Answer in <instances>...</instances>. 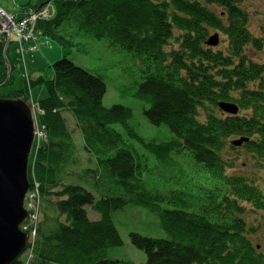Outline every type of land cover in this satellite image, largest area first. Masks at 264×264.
Listing matches in <instances>:
<instances>
[{
	"label": "trees",
	"instance_id": "16d2710c",
	"mask_svg": "<svg viewBox=\"0 0 264 264\" xmlns=\"http://www.w3.org/2000/svg\"><path fill=\"white\" fill-rule=\"evenodd\" d=\"M237 3L28 0L17 6L13 0L21 17L36 11L37 21L30 36L12 35L5 56L4 35L0 39V88L12 82V44L35 54L51 40L73 53L65 34H77L96 42L98 55L102 50L122 53L138 64L139 80L124 92L147 105L142 115L150 125L172 134L159 143L157 136L143 133L132 108L104 106L106 82L66 56L50 66L54 76L48 80L27 74L23 63L25 88L0 98L23 100L31 109L37 103V120L46 135L28 167V179L33 175L38 183L37 202H42L35 241L28 246L35 258L31 264H137L107 256L110 248L123 244L113 214L128 206L155 213L163 232L160 238L129 234L132 245L146 255L145 264H264L256 222L264 216V189L258 183L264 172V85L248 91L245 84H260V70L253 72L257 67L244 60L233 68V58L247 59L264 40L248 32L249 17ZM212 31L227 37L229 55L205 44ZM38 84H45L47 94L32 101L31 90ZM221 101L236 103L240 115H224ZM65 113L75 129L69 130ZM75 130L94 168L75 171L80 164ZM240 137L248 141L240 148L231 145ZM241 153L255 168L253 174L234 172ZM188 175H195L197 187L210 188L206 197L191 199L175 191L178 180ZM88 187H99L100 198ZM87 207L100 219L90 220Z\"/></svg>",
	"mask_w": 264,
	"mask_h": 264
},
{
	"label": "rangeland",
	"instance_id": "374dc122",
	"mask_svg": "<svg viewBox=\"0 0 264 264\" xmlns=\"http://www.w3.org/2000/svg\"><path fill=\"white\" fill-rule=\"evenodd\" d=\"M17 6H23L26 4L28 0H14ZM241 3L238 4L239 10L247 13L248 28L255 36L264 37V0H240ZM35 0H31L33 4ZM8 4L6 1L0 0V32L5 33L4 42L7 47V41L9 43V39L13 34L17 33V27L25 25L24 18H21V10L20 7H17L18 10H15L12 7L13 0H9ZM9 7H12V10H7ZM216 12L221 11L220 8L215 6L212 7ZM214 33L210 32V35ZM219 36L213 35L211 37L214 42L217 43L215 49L222 52L223 56H226L228 53L227 46V37L223 35L222 32H218ZM66 39L69 41V45L72 46L74 52L68 50H63L58 46L57 43L51 42L48 46H39V50L37 53L32 54L27 48L24 49L23 52L17 51V46L12 44L9 51V57L14 64V69L11 72L12 82L5 87L0 88V95H8L9 93H14L16 91L23 90L26 86V72L27 74L32 75L36 80L39 76H42L43 79L48 80L52 79L54 76L53 69L50 66L53 65L54 62L66 56L68 59H71L76 65L81 66L94 75H99L102 77L104 82L107 84V90L103 98V105L106 107H110L113 104H121L124 106H129L132 108L136 120L141 127V130L147 137L157 136L158 142H164V139H169L172 137V134L168 131L164 126H152L150 125L144 116L142 115V110L147 105L145 103L140 102L137 99H134L130 93H125V89L132 90L139 80V66L137 63L133 62L129 59L126 54L122 53H112V52H104L103 50L98 55L97 53V43L89 40L87 38H83L80 35H72L65 34ZM2 38V37H0ZM99 43V42H98ZM100 44V43H99ZM8 53V47L6 51V55ZM230 53V52H229ZM228 53V55H229ZM5 56V51H4ZM19 57V60L16 58ZM251 58L254 61L264 60V52L262 53H253L251 54ZM237 60H241V57H237ZM23 63L26 65V72L23 67ZM221 68H224L221 66ZM47 94L45 84H38L34 86L31 90L32 101H39L43 99ZM32 109L35 115H39V110L37 108V103H32ZM67 120L69 130L75 129V122L72 120L70 115L67 113L64 114ZM38 117V116H37ZM38 122H35L34 128V147H32L29 161L31 164L33 162V158L35 155V150L40 143H43L45 139L40 134V138H38ZM146 129L148 131H146ZM41 130V126H40ZM74 136L76 139V146L79 149V154L77 158L79 159V166L75 168L76 172H80L83 168H94L95 163L93 161L89 162V157L85 152L82 151V141L80 139L79 133L75 130ZM242 149H239L240 151ZM248 159L246 158L244 153L239 155L237 160V167L234 169V172L242 173L244 175H251L254 172L252 167L248 164ZM69 170H73V165L68 166ZM191 168L187 169L188 172ZM260 173V170L257 171ZM185 173L184 175H186ZM264 172L261 171V179L258 180L259 186L264 189ZM71 177H67L65 182H70ZM74 178V177H73ZM32 182V186H38L37 181L33 178V175L29 179ZM77 182V181H76ZM182 183H186V186L181 187ZM198 182L195 180V175H188L184 178H180L178 180V184L180 187H176L175 191H183L186 192L191 199L196 197H206L208 191H210L209 187H197L196 184ZM31 190V188H30ZM89 191H91L97 199L100 198V189L99 187H88ZM103 194H101L102 196ZM42 203V202H41ZM39 204L37 209L36 220H40L42 210V204ZM168 207L172 208L171 205ZM248 207V205L246 206ZM36 210V209H35ZM50 206H48L47 213L51 216ZM88 217L91 220L100 219V214L97 212L91 211L90 207H87ZM257 221L259 224L260 233H264V216L257 217ZM113 220L117 227V230L120 234V237L123 241V244L119 247L110 248L107 252V256L109 259H120V260H131L137 264H145L146 263V255L139 249H137L134 245H132L129 234L131 232L140 233L141 235L147 237H155L160 238L163 236V232L159 228V219L155 213H152L146 208L139 206H128L122 211L115 212L113 214ZM38 229V225L36 226L34 231L27 233L25 229L23 232L28 234V238L26 241V246L28 244H34L36 237V230ZM259 233L258 244L261 246L264 245V234ZM264 248V247H263ZM16 259L23 262V264H31L33 262L34 255L31 251V248H26L19 256L15 257Z\"/></svg>",
	"mask_w": 264,
	"mask_h": 264
},
{
	"label": "water",
	"instance_id": "95a60500",
	"mask_svg": "<svg viewBox=\"0 0 264 264\" xmlns=\"http://www.w3.org/2000/svg\"><path fill=\"white\" fill-rule=\"evenodd\" d=\"M213 37V36H212ZM210 37L208 44L216 45ZM236 114L234 104L220 103ZM35 118L23 100L0 98V264H10L26 249L28 234L20 229L27 218L24 199L30 188L29 155L34 143ZM246 138L234 140L240 146Z\"/></svg>",
	"mask_w": 264,
	"mask_h": 264
},
{
	"label": "built area",
	"instance_id": "2783aa9c",
	"mask_svg": "<svg viewBox=\"0 0 264 264\" xmlns=\"http://www.w3.org/2000/svg\"><path fill=\"white\" fill-rule=\"evenodd\" d=\"M35 14H36V12H33V11H28V12H25L23 14V16L21 18H24L25 25L17 27L16 29L18 32L15 33L16 35L19 36V38H25L26 35H28V36L31 35V31H32L31 29H32L33 25L36 24V21H37L36 20L37 16ZM39 16L42 17L43 13H40ZM3 35L5 37V33L0 32V37ZM38 129H39L38 138L41 139L39 137L41 134L43 136V139L46 140L45 133L42 130H40V128H38ZM38 199H39V191H38V186L36 185L34 187V189L29 193L28 198H27L26 207L29 210V223L24 226L23 229H25V230L31 229L32 226L33 227L36 226L37 220L35 218L37 216L36 215L37 209L39 207V203L37 202Z\"/></svg>",
	"mask_w": 264,
	"mask_h": 264
},
{
	"label": "bare ground",
	"instance_id": "6f19581e",
	"mask_svg": "<svg viewBox=\"0 0 264 264\" xmlns=\"http://www.w3.org/2000/svg\"><path fill=\"white\" fill-rule=\"evenodd\" d=\"M218 103L220 104V103H226V102L221 101V102H218ZM219 108L221 109V111L223 112V114L226 115V116H238L241 113L240 109H238V112L236 114H231V113L225 112L220 106H219ZM146 131H148V130L146 129ZM241 146L242 145H240V146H235L234 145V147H238V148H240Z\"/></svg>",
	"mask_w": 264,
	"mask_h": 264
},
{
	"label": "crops",
	"instance_id": "0c3cea01",
	"mask_svg": "<svg viewBox=\"0 0 264 264\" xmlns=\"http://www.w3.org/2000/svg\"><path fill=\"white\" fill-rule=\"evenodd\" d=\"M15 45V44H14Z\"/></svg>",
	"mask_w": 264,
	"mask_h": 264
}]
</instances>
